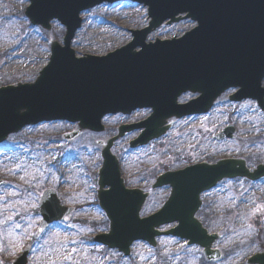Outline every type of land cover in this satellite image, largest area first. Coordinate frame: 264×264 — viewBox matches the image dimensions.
<instances>
[{
  "label": "water",
  "instance_id": "1",
  "mask_svg": "<svg viewBox=\"0 0 264 264\" xmlns=\"http://www.w3.org/2000/svg\"><path fill=\"white\" fill-rule=\"evenodd\" d=\"M28 1L25 16L31 24L50 30L49 21L56 19L66 33L63 46L49 41V62L33 83L0 88V143L25 126L57 120L76 123L73 131L62 135L72 141L84 131H104L101 119L105 115L150 108L145 120L121 125L114 137L97 141L101 166L96 197L109 224L108 231L94 236L93 241L127 256L136 240L155 247L156 237L173 236L187 240L188 246L200 247L207 261H218L222 253L213 244L220 234H208L197 219L199 196L223 179L264 178V162L250 170L243 158H227L166 171L156 177L150 190L167 185L168 197L157 212L140 218L149 193L125 187L111 149L115 140L134 129L142 131L129 143L131 148L158 139L173 119L207 113L229 88H239L230 100L250 98L264 111V0H135L147 7L148 26L132 31L128 45L106 56L81 58L70 48L81 23L79 13L103 1L117 0ZM183 12L197 21L196 28L179 39L145 43L150 31L167 19L177 22L180 18L175 16ZM185 92L199 96L178 104ZM232 133L229 126L215 138H230ZM70 211L59 204L54 190L44 191L37 233ZM174 222L176 226L159 230ZM28 252L25 249L13 264H26ZM247 264H264V252L248 258Z\"/></svg>",
  "mask_w": 264,
  "mask_h": 264
},
{
  "label": "rangeland",
  "instance_id": "2",
  "mask_svg": "<svg viewBox=\"0 0 264 264\" xmlns=\"http://www.w3.org/2000/svg\"><path fill=\"white\" fill-rule=\"evenodd\" d=\"M27 5L26 0H0V87L31 83L48 61V40L62 43L63 27L53 22L46 32L31 26L23 15ZM81 17L70 45L77 57L105 55L129 42L131 29L146 25V9L130 2L102 4ZM193 26L189 20L162 25L147 41L170 39ZM232 92H225L206 115L175 122L166 137L145 147L128 149L138 131L117 141L113 152L119 157L126 186L147 190L155 174L200 161L237 156L251 168L262 162L264 112L253 101L229 102ZM192 98L185 94L179 102ZM148 114L149 110H139L130 116H108L102 121L104 132H83L71 142L63 141L61 134L71 131L73 124L42 123L25 127L0 144V264H11L26 248L30 249L27 264H245L248 256L264 250V179L253 185L224 181L201 196L199 220L209 232L222 234L215 243L223 252L219 262H205L198 247H185V241L171 237L158 238L155 249L136 242L127 258L89 240L106 229L91 226L104 217L95 199V173L100 166L97 141L113 135L118 125L140 121ZM229 124L235 129L233 138L215 140V134ZM50 188L72 210L38 234V203ZM167 192L168 188L151 192L141 216L154 212Z\"/></svg>",
  "mask_w": 264,
  "mask_h": 264
},
{
  "label": "bare ground",
  "instance_id": "3",
  "mask_svg": "<svg viewBox=\"0 0 264 264\" xmlns=\"http://www.w3.org/2000/svg\"><path fill=\"white\" fill-rule=\"evenodd\" d=\"M146 20H148V19H146ZM49 52H50V49H49ZM121 139H123V136L122 137H120V138H118L117 140H115L114 142H117V141H119V140H121Z\"/></svg>",
  "mask_w": 264,
  "mask_h": 264
},
{
  "label": "trees",
  "instance_id": "4",
  "mask_svg": "<svg viewBox=\"0 0 264 264\" xmlns=\"http://www.w3.org/2000/svg\"><path fill=\"white\" fill-rule=\"evenodd\" d=\"M97 225H98V224H93V226H92V227H93V228H95Z\"/></svg>",
  "mask_w": 264,
  "mask_h": 264
}]
</instances>
